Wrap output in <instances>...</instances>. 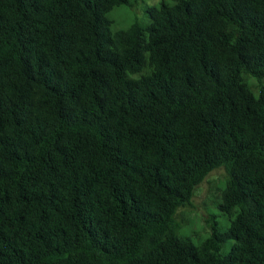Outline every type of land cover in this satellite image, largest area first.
Segmentation results:
<instances>
[{
    "label": "trees",
    "instance_id": "16d2710c",
    "mask_svg": "<svg viewBox=\"0 0 264 264\" xmlns=\"http://www.w3.org/2000/svg\"><path fill=\"white\" fill-rule=\"evenodd\" d=\"M128 4L0 0V264H264V0Z\"/></svg>",
    "mask_w": 264,
    "mask_h": 264
},
{
    "label": "rangeland",
    "instance_id": "374dc122",
    "mask_svg": "<svg viewBox=\"0 0 264 264\" xmlns=\"http://www.w3.org/2000/svg\"><path fill=\"white\" fill-rule=\"evenodd\" d=\"M128 1V5L115 8L109 14L112 31L125 30L135 22L147 24L148 18L145 14L147 8L158 6L162 0ZM225 179L226 172L223 168L214 170L197 186L189 205L178 209L175 219L179 223V237L196 243L209 235V227L213 221L218 222L223 229L228 225V220L218 215L214 206V201L218 198ZM228 247L229 245L222 247L220 253H225Z\"/></svg>",
    "mask_w": 264,
    "mask_h": 264
}]
</instances>
